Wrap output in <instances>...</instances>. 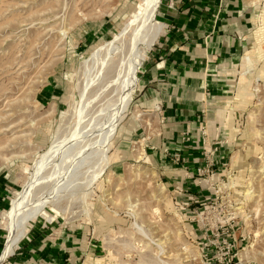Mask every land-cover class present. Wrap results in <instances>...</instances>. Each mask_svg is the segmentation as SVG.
Instances as JSON below:
<instances>
[{
	"label": "rangeland",
	"instance_id": "374dc122",
	"mask_svg": "<svg viewBox=\"0 0 264 264\" xmlns=\"http://www.w3.org/2000/svg\"><path fill=\"white\" fill-rule=\"evenodd\" d=\"M143 1L0 0V255L22 233L14 222L60 209L51 223L32 220L12 255L42 239L75 249V264H264V0H245L247 47L201 101L190 140L201 143L202 165L184 173L183 199L154 157L164 130L142 87L167 33L141 62L113 135L104 143L93 131L120 101L119 79L93 80L83 63ZM19 191L23 213L12 221Z\"/></svg>",
	"mask_w": 264,
	"mask_h": 264
},
{
	"label": "crops",
	"instance_id": "0c3cea01",
	"mask_svg": "<svg viewBox=\"0 0 264 264\" xmlns=\"http://www.w3.org/2000/svg\"><path fill=\"white\" fill-rule=\"evenodd\" d=\"M164 1L160 16L167 24L165 46L157 50L160 61L143 79L150 84L144 82L142 87L148 86L153 107L158 105L159 109H154L164 130L163 142L154 144V157L163 156L169 177L177 183L183 199L184 173L194 167V174L196 166L202 165L201 143L190 140L194 134L200 135L201 101L218 86L223 88L222 75H228L233 61L247 47L250 12L245 0ZM162 146L166 153H162ZM186 186L193 195L198 194L199 189L194 190L190 182ZM46 241L33 240L4 264L76 263L75 249L56 240Z\"/></svg>",
	"mask_w": 264,
	"mask_h": 264
},
{
	"label": "bare ground",
	"instance_id": "6f19581e",
	"mask_svg": "<svg viewBox=\"0 0 264 264\" xmlns=\"http://www.w3.org/2000/svg\"><path fill=\"white\" fill-rule=\"evenodd\" d=\"M163 2L164 0L143 1L140 7L136 9L133 16L129 20H126L122 31L116 34L113 40L105 42L102 46H96L90 58L83 63V67L86 71L89 69L92 70L91 74L94 76L93 80H96L99 76L103 77L106 71H109L110 75L115 74L113 77L116 76L117 79H119L118 90L120 101L114 106L115 110L103 126L100 129H93V131L99 130L103 133L101 135V140L104 141V143L113 135L117 124L122 118L123 111L127 109V105L132 100L135 89L140 84L139 73L142 72L144 68L141 62L148 60L150 51L155 48L160 37L166 31V22L159 20L157 17L159 12L163 10ZM137 20L139 23L134 25ZM249 53L248 50L243 61L249 59ZM104 79L106 78L104 77ZM112 81L114 80H111V82ZM155 107L159 109L157 104ZM79 115L78 113L77 117H79ZM136 115L140 116L141 113L137 111ZM67 171L73 173L72 168H68ZM34 181L35 177L29 180L26 186H23V190L32 185ZM17 194L18 198L13 200L12 208L8 212V216H10L12 221L14 218L21 219L20 213H23L21 207L24 206L20 203L22 192L19 191ZM33 209L27 208V210H31L29 212H33ZM44 214L46 213L33 212V215L27 213V215L21 219L25 221L24 223H22L23 221L20 223L14 222L15 224L21 225L22 233L15 237L11 236L8 239L7 246L0 255V264H3L12 255L13 251L20 246L24 237H27L26 230L32 225V220L35 219L39 221L43 219L51 223L54 217L61 215V210H56V213L53 212L50 216Z\"/></svg>",
	"mask_w": 264,
	"mask_h": 264
},
{
	"label": "built area",
	"instance_id": "2783aa9c",
	"mask_svg": "<svg viewBox=\"0 0 264 264\" xmlns=\"http://www.w3.org/2000/svg\"><path fill=\"white\" fill-rule=\"evenodd\" d=\"M232 260H231V262L233 261V257L231 258ZM231 262H229V264H231Z\"/></svg>",
	"mask_w": 264,
	"mask_h": 264
}]
</instances>
